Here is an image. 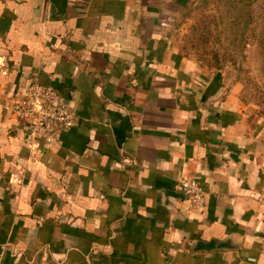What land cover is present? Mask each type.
Returning <instances> with one entry per match:
<instances>
[{"label":"crops","instance_id":"1","mask_svg":"<svg viewBox=\"0 0 264 264\" xmlns=\"http://www.w3.org/2000/svg\"><path fill=\"white\" fill-rule=\"evenodd\" d=\"M188 1L0 0L1 264H264V121L177 49ZM33 80L78 111L59 142L11 114Z\"/></svg>","mask_w":264,"mask_h":264},{"label":"rangeland","instance_id":"2","mask_svg":"<svg viewBox=\"0 0 264 264\" xmlns=\"http://www.w3.org/2000/svg\"><path fill=\"white\" fill-rule=\"evenodd\" d=\"M174 34L183 58L264 121V0H189Z\"/></svg>","mask_w":264,"mask_h":264},{"label":"built area","instance_id":"3","mask_svg":"<svg viewBox=\"0 0 264 264\" xmlns=\"http://www.w3.org/2000/svg\"><path fill=\"white\" fill-rule=\"evenodd\" d=\"M11 114L17 124L26 131L30 147L39 141L59 142L63 134L76 127L80 120L76 107L66 103L62 93L52 86L41 85L37 80L30 82L12 104ZM179 185L192 208L205 207L207 193L199 180L183 178ZM261 256L264 258V220L261 231Z\"/></svg>","mask_w":264,"mask_h":264},{"label":"water","instance_id":"4","mask_svg":"<svg viewBox=\"0 0 264 264\" xmlns=\"http://www.w3.org/2000/svg\"><path fill=\"white\" fill-rule=\"evenodd\" d=\"M198 246H200V244H198Z\"/></svg>","mask_w":264,"mask_h":264},{"label":"trees","instance_id":"5","mask_svg":"<svg viewBox=\"0 0 264 264\" xmlns=\"http://www.w3.org/2000/svg\"><path fill=\"white\" fill-rule=\"evenodd\" d=\"M246 1H248V0H246Z\"/></svg>","mask_w":264,"mask_h":264}]
</instances>
